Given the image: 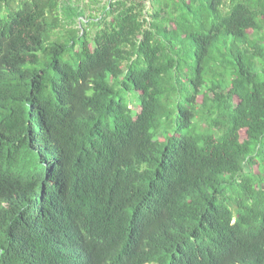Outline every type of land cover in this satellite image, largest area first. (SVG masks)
Wrapping results in <instances>:
<instances>
[{
  "label": "trees",
  "instance_id": "16d2710c",
  "mask_svg": "<svg viewBox=\"0 0 264 264\" xmlns=\"http://www.w3.org/2000/svg\"><path fill=\"white\" fill-rule=\"evenodd\" d=\"M93 2L0 0V264H264V0Z\"/></svg>",
  "mask_w": 264,
  "mask_h": 264
},
{
  "label": "rangeland",
  "instance_id": "374dc122",
  "mask_svg": "<svg viewBox=\"0 0 264 264\" xmlns=\"http://www.w3.org/2000/svg\"><path fill=\"white\" fill-rule=\"evenodd\" d=\"M90 2V8H86V6H85V4H84V9L86 10V12L88 13V14H96L97 13V10L95 9V7H96V4L93 2V0H90L89 1ZM103 3H101V5H102ZM69 5H71V6H82L81 5V3L79 2V0H67V5L66 6H69ZM76 20V19H75ZM74 27H76V26H74ZM64 34H65V30L63 29V30H61V29H58V30H56V31H54V32H52V34L50 33L49 34V36H50V40L51 41H54L55 39H57V38H63L64 37ZM201 99V96H199V100ZM132 100V108H134L135 110H137V111H139L140 110V108H139V103H140V101H139V99L136 97V95H134V94H132L131 96H130V101ZM172 118V117H171ZM172 128H173V126H171L170 124H168V121L166 120V118H163L162 120H161V125H160V127H159V129H158V131H159V134L160 135H163V137L164 136H166L169 132L171 133L172 132Z\"/></svg>",
  "mask_w": 264,
  "mask_h": 264
},
{
  "label": "crops",
  "instance_id": "0c3cea01",
  "mask_svg": "<svg viewBox=\"0 0 264 264\" xmlns=\"http://www.w3.org/2000/svg\"><path fill=\"white\" fill-rule=\"evenodd\" d=\"M90 0H79V2L81 3V5H82V7L84 6V4H85V6H86V8H90V2H89ZM105 1L106 0H102V3H105ZM99 5V4H98ZM88 14V13H87ZM79 21V20H78Z\"/></svg>",
  "mask_w": 264,
  "mask_h": 264
}]
</instances>
